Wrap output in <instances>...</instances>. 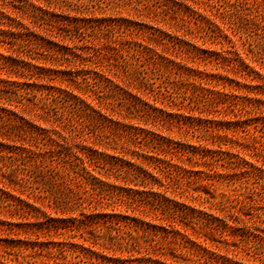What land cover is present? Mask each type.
Here are the masks:
<instances>
[{
	"label": "rangeland",
	"instance_id": "obj_1",
	"mask_svg": "<svg viewBox=\"0 0 264 264\" xmlns=\"http://www.w3.org/2000/svg\"><path fill=\"white\" fill-rule=\"evenodd\" d=\"M69 1L79 10L57 9L55 27L23 18L19 37L0 46V221L13 225L0 226V255L9 264H264V195L242 189L247 174L226 161L163 152L143 136L156 133L172 147H208L219 158L210 137L215 126L206 122L200 130L197 122L202 106L193 102L194 79L245 83L235 66L240 58L263 76L264 69L247 60L241 41L223 31L226 24L192 0H175L197 19L183 22L160 8L155 13L146 0ZM201 25L228 40L212 41ZM136 98L161 118L132 108ZM207 109L214 114L204 119L235 120L233 110L223 118ZM131 124L138 136L121 130ZM228 134L233 140L221 150L264 169L259 151L236 146L235 139L245 141L242 132ZM92 149L121 158L123 170L137 177L89 164L84 155ZM144 155L169 160L170 174ZM82 167L103 182L93 188ZM249 185L260 187L253 179ZM142 190L150 204L135 200ZM150 192L190 215L161 214ZM115 219L139 226L109 230L105 222ZM209 219L226 228L204 226ZM59 224L67 230L55 232ZM128 233L136 244L131 251L121 247ZM82 252L100 259L78 263Z\"/></svg>",
	"mask_w": 264,
	"mask_h": 264
},
{
	"label": "trees",
	"instance_id": "obj_2",
	"mask_svg": "<svg viewBox=\"0 0 264 264\" xmlns=\"http://www.w3.org/2000/svg\"><path fill=\"white\" fill-rule=\"evenodd\" d=\"M143 0H135L136 3H141ZM150 5L154 7L153 11L156 13L157 9L160 8V12L162 13H174L180 16V21H184V19L189 18L193 20H197L192 11L189 10L188 7H181L178 2L175 0H146ZM199 9L201 8L206 16L213 17L215 19H219L222 24H226L227 26H223V31H229L233 37H236L241 41V45L243 48V53L251 55L247 60L252 62H257L261 68L264 69V0H192ZM38 2V3H37ZM80 6L77 4H73L69 0H36V2L32 0H0V46L8 41V39H16L21 34V19L26 18L29 19L32 23L37 24L41 27L43 26H54L61 22V20L55 19L56 14L55 11L57 9L60 10H79ZM178 28L182 27L183 24H176ZM202 26V25H201ZM55 27V26H54ZM203 30V35L214 42L220 43L219 37H222L228 40V35L221 33L219 36L214 33L212 30L210 32L204 26L199 27ZM222 32V30H221ZM182 49V47H180ZM184 49V48H183ZM189 50V49H188ZM187 51V49H186ZM247 52V53H246ZM240 57V52L236 53ZM0 59H4V56L0 54ZM241 75L244 77L245 83H240L236 81V83L231 84V81L225 83L221 78L216 76L207 75L206 78H199L198 82L194 79L195 84L194 90L195 96L194 104L196 106H202L200 108L199 113L202 116L208 118L209 115H213V111L208 110L207 107L211 109H216V111L223 113V118L228 116V111L233 110V116L235 120H208L201 118L197 119L199 125H201V129L205 130V125L207 122L209 125H214V129L212 130L211 144H216L219 148V158L215 157L212 154V150L208 147H197L191 148L186 147L184 145H176L172 147L171 142L163 138L162 136L156 133H144L145 140L148 141L149 144L153 145L156 149H160L163 152H170L174 149V152L181 154V156H186L187 158L199 157V159L205 160L206 158H210L211 160H222L226 161L227 165L233 166L237 168L242 174L246 173L249 179H253L256 183H260V187H253L249 185V179L245 180L243 183L242 189L247 192L256 193L257 195H264V169L262 166H257L256 164L239 157V159L235 160L234 157L237 156L233 154L229 150H221L222 146L226 145L233 137V134L229 136L228 132H234L235 134L242 132L244 135L239 136L242 137L244 143H238L235 139V143L237 147H241V149H249L259 151L258 153L264 158V141L260 142V139L264 137V76L256 71L254 67L250 66V64L245 63V58H240L238 63L235 65ZM83 107V108H82ZM131 107L135 108L137 111H144L147 116L154 119V121L158 120V111L159 109H152L148 112L144 107V104L139 101V99H135L131 102ZM82 110L89 109L83 105H81ZM78 111V110H77ZM79 112V111H78ZM244 115L245 118H239V115ZM145 123V122H144ZM103 125L106 123L103 122ZM253 128V132L250 135H246L245 133H249V128ZM121 130H125L126 134L138 136L140 134V128L134 125H121ZM150 134V135H149ZM146 135V136H145ZM264 140V138H263ZM231 142V141H230ZM252 143V144H251ZM263 144V145H262ZM231 146V145H230ZM221 150V151H220ZM86 161L89 164H93L95 167H105L109 172H113L114 174L120 175V173L125 174L129 177H137L134 173V170L131 168L127 170H123L121 164H118L119 161L123 160L121 158L115 157L114 155L107 154L104 151H100L98 149H92L89 153L85 155ZM144 160L151 164L156 168L160 173H169L171 165L168 163L169 160L161 159L156 156L144 155ZM74 168V166H71ZM84 172V176L87 180L91 179L90 185L95 187V180L97 182H103L102 180L97 179L96 177H92L90 172L82 167ZM170 174V173H169ZM83 176V175H82ZM83 176V177H84ZM92 177V178H91ZM94 179V181H93ZM144 187L147 186V182L143 181L141 183ZM152 192V191H151ZM150 192V193H151ZM142 194H146V191H137L135 200L140 202H145V204H150L149 197H142ZM152 195H156L157 198L151 199V203L153 208L156 211L161 212V214L172 212L176 214H180L185 218L190 214L187 213L184 209H179L177 207H171V203H168L167 199L163 196H159V193H151ZM159 197V198H158ZM155 204H154V203ZM264 216V212H263ZM214 221H216V217H213ZM213 219H209L207 221H202L204 226H207L214 230L225 229V225L213 224ZM64 221H60L62 223ZM88 223H92L91 218L88 217ZM87 223V224H88ZM13 226L11 223H6L4 221H0L1 227ZM16 226V225H14ZM105 226L109 228V230L113 229L114 231L120 230L121 226H126L128 228H136L139 225L137 223L130 225L128 222H123L121 220L115 219V221H106ZM115 226V227H114ZM212 226V227H211ZM8 230L15 232L11 227ZM55 232L58 230H67V225H56L54 228ZM161 230H164V227H161ZM177 232H179L177 230ZM124 239V237L121 236ZM134 237L128 233L127 240H123L124 245H122V249L125 251H131L130 249L136 245L133 242ZM86 241V239H84ZM93 244V243H92ZM16 247H21V241ZM121 249V248H120ZM98 253H90L85 254H76L75 257L79 258L78 263L82 262L83 259L91 260L93 258L100 259ZM105 258V259H104ZM0 259L4 260L1 264H9V260L0 255ZM106 257H103L101 261L106 260ZM16 263L18 260L16 259Z\"/></svg>",
	"mask_w": 264,
	"mask_h": 264
}]
</instances>
